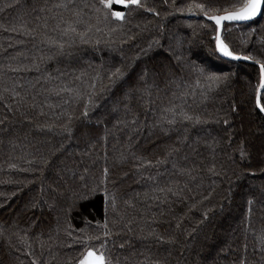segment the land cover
Here are the masks:
<instances>
[{
  "label": "trees",
  "instance_id": "obj_1",
  "mask_svg": "<svg viewBox=\"0 0 264 264\" xmlns=\"http://www.w3.org/2000/svg\"><path fill=\"white\" fill-rule=\"evenodd\" d=\"M242 3L0 0V264H264V11L221 31L255 63L209 19Z\"/></svg>",
  "mask_w": 264,
  "mask_h": 264
},
{
  "label": "snow or ice",
  "instance_id": "obj_2",
  "mask_svg": "<svg viewBox=\"0 0 264 264\" xmlns=\"http://www.w3.org/2000/svg\"><path fill=\"white\" fill-rule=\"evenodd\" d=\"M101 3L104 4L106 8L112 9L113 4H120L124 7H128L129 5H139L140 0H101ZM196 7L203 8L204 5H196ZM236 10L227 12L224 15H213L210 16L209 19L215 21L216 25H220L222 21H235V20H249L253 17H256L259 13L264 11V0H243V3L239 6H235ZM111 15L117 19H123L125 16V12L112 10ZM207 15V13H205ZM74 31V29H73ZM217 49L224 56L233 57L235 59H239L238 56L235 55L230 49L229 46L224 43L223 40L218 36L217 38ZM248 59V57H245ZM261 81H260V89H264V64L261 66ZM256 105L260 111H264V104L261 103V95L259 91L257 92L256 97ZM87 113L85 112V115ZM185 119H190V117L185 116ZM80 264H105V259L103 254H96L94 251L89 250L84 259L81 260Z\"/></svg>",
  "mask_w": 264,
  "mask_h": 264
},
{
  "label": "water",
  "instance_id": "obj_3",
  "mask_svg": "<svg viewBox=\"0 0 264 264\" xmlns=\"http://www.w3.org/2000/svg\"><path fill=\"white\" fill-rule=\"evenodd\" d=\"M234 11H235V10H234ZM228 12H231V11H228ZM262 12H263V11H262ZM262 12L259 13L256 17H253L252 19H249V20L222 21L220 25H216V26H217V35H216V38L219 36L220 39H221V31H222V27H223V24H224V23L240 24V23L248 22V21H251V20H253V19H256V18L260 17L261 14H262ZM226 13H227V12H225V13H221V14H218V15H224V14H226ZM214 23H215V21H214ZM215 24H216V23H215ZM221 40H222V39H221ZM215 43H216V50H217V52L219 53L220 56H222V57H224V58H226V59H230V60H235V61H245V62L255 63L254 61L250 60L249 58H248V59H245L244 56L239 55V54H236V53H235V55L238 56L239 59H235V58H233V57L224 56V55H223L221 52H219V50L217 49V39H216V42H215ZM260 66H261V65H259V67H260ZM260 69H261V67H260ZM260 81H261V79H260ZM262 91H263V89H260V87H259V93H261ZM261 112L264 113V111H261Z\"/></svg>",
  "mask_w": 264,
  "mask_h": 264
},
{
  "label": "rangeland",
  "instance_id": "obj_4",
  "mask_svg": "<svg viewBox=\"0 0 264 264\" xmlns=\"http://www.w3.org/2000/svg\"><path fill=\"white\" fill-rule=\"evenodd\" d=\"M85 258V257H84Z\"/></svg>",
  "mask_w": 264,
  "mask_h": 264
}]
</instances>
